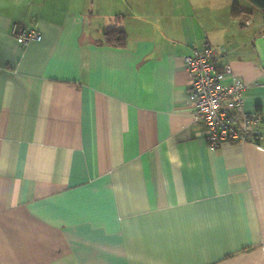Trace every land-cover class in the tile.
<instances>
[{
	"label": "crops",
	"instance_id": "obj_1",
	"mask_svg": "<svg viewBox=\"0 0 264 264\" xmlns=\"http://www.w3.org/2000/svg\"><path fill=\"white\" fill-rule=\"evenodd\" d=\"M235 2L0 0V264H264V13ZM205 45L259 141L208 145L184 64Z\"/></svg>",
	"mask_w": 264,
	"mask_h": 264
},
{
	"label": "built area",
	"instance_id": "obj_2",
	"mask_svg": "<svg viewBox=\"0 0 264 264\" xmlns=\"http://www.w3.org/2000/svg\"><path fill=\"white\" fill-rule=\"evenodd\" d=\"M12 30L24 46L42 39L40 31L28 30L18 24ZM184 64L192 78L188 105L194 120L203 125L205 138L212 149L227 142H257L263 137L260 128L263 113L245 109L250 82L238 76L230 63L220 68L214 51L205 45L186 54ZM227 75L229 79H226Z\"/></svg>",
	"mask_w": 264,
	"mask_h": 264
},
{
	"label": "trees",
	"instance_id": "obj_3",
	"mask_svg": "<svg viewBox=\"0 0 264 264\" xmlns=\"http://www.w3.org/2000/svg\"><path fill=\"white\" fill-rule=\"evenodd\" d=\"M252 6L264 13V0H247ZM248 13L239 2H235L232 6V14L240 16V14ZM127 32L124 29L112 28L107 29L102 35V43L110 46H125L127 43Z\"/></svg>",
	"mask_w": 264,
	"mask_h": 264
},
{
	"label": "rangeland",
	"instance_id": "obj_4",
	"mask_svg": "<svg viewBox=\"0 0 264 264\" xmlns=\"http://www.w3.org/2000/svg\"><path fill=\"white\" fill-rule=\"evenodd\" d=\"M243 6H246L247 8H252L251 4L247 0H239ZM253 9V8H252ZM258 13H260L258 10L254 9ZM256 15V14H255Z\"/></svg>",
	"mask_w": 264,
	"mask_h": 264
}]
</instances>
